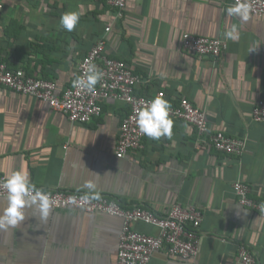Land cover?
<instances>
[{
  "label": "crops",
  "instance_id": "1",
  "mask_svg": "<svg viewBox=\"0 0 264 264\" xmlns=\"http://www.w3.org/2000/svg\"><path fill=\"white\" fill-rule=\"evenodd\" d=\"M232 0H127L122 17L95 0H0V63L26 76L53 81L64 90L78 63L97 41L105 54L140 77L137 95L164 93L171 106L186 98L204 111L211 132L246 139L239 156L214 150L195 128L174 122L172 138L152 140L117 158L114 147L128 105L101 101L103 115L71 123L32 97L0 88V174H28L37 188L87 193L92 180L101 195L124 208L142 207L162 217L174 204L199 210V253L194 259L155 252L148 264H242L246 249L264 264V217L240 206L236 180L264 203V123L251 110L264 99V15L242 22L228 16ZM80 14L73 31L59 21ZM238 25L239 39L224 33ZM109 27L106 32L105 28ZM220 38L218 60L184 51L181 35ZM66 146V147H65ZM7 206L0 198V211ZM25 220L0 231V264H116L122 220L79 208H51L46 220L35 207ZM156 235L157 229L135 223Z\"/></svg>",
  "mask_w": 264,
  "mask_h": 264
},
{
  "label": "built area",
  "instance_id": "2",
  "mask_svg": "<svg viewBox=\"0 0 264 264\" xmlns=\"http://www.w3.org/2000/svg\"><path fill=\"white\" fill-rule=\"evenodd\" d=\"M113 8L118 17H122L127 0H95ZM236 0H232V5ZM251 14L264 15V0H249ZM109 31V27L105 28ZM182 49L197 58L218 60L223 52L224 43L220 38L196 36L187 32L181 35ZM94 63L102 72L103 78L95 86L94 92H87L70 86L59 91L57 85L47 79L26 76L8 69L0 63V88L26 97H32L44 103L50 110L64 114L71 123L84 124L94 118L101 117L103 109L101 101L112 99L128 105L129 110L120 124L119 136L114 147L117 158L128 152L141 149L145 139L133 119L135 109L142 106L143 101L153 97L137 95L136 86L140 77L123 61L113 59L105 54V40L97 41L78 63L77 76L86 72L88 63ZM162 94L158 92L156 95ZM155 95V96H156ZM154 96V97H155ZM171 118L181 120L195 128L214 150L226 155H241L248 147L246 139L233 138L221 132H211L204 111L197 108L186 98L171 106ZM254 123H264V99L259 100L251 110ZM66 147V146H65ZM6 177L0 174V183ZM233 193L240 206L256 212L264 217V203L251 197V187L236 180L232 185ZM53 201L51 208H79L85 212H100L122 220L116 264H148L151 256L164 250L168 257L194 259L199 253V236L197 229L202 221L199 210L174 204L165 216L159 217L142 207L124 208L120 203L101 195L100 200L84 201L85 193L64 191L59 189L44 190ZM7 192L0 187V198H6ZM73 198L75 203H73ZM143 223L157 229L156 235H150L134 229L135 223ZM242 264H256L254 257L246 249L241 248L238 254Z\"/></svg>",
  "mask_w": 264,
  "mask_h": 264
},
{
  "label": "clouds",
  "instance_id": "3",
  "mask_svg": "<svg viewBox=\"0 0 264 264\" xmlns=\"http://www.w3.org/2000/svg\"><path fill=\"white\" fill-rule=\"evenodd\" d=\"M251 10L252 6L249 0H236L233 5L227 7L226 12L228 16L238 17L242 22H246L250 19ZM79 19L80 14L78 12L70 11L61 15L59 23L63 29L71 32L79 23ZM224 36L225 39L238 40V25L233 24L224 33ZM103 75V72L94 63L89 62L86 72L74 79L73 87L94 92L95 86L102 80ZM134 111L133 119L142 135L152 140H159L161 137L172 138L174 122L169 115L171 104L162 94L143 101L142 106ZM0 187L7 192V206L0 211V231L16 228L17 225L21 224L25 220V208L35 207L40 213V219H47L53 201L46 191L36 187L27 173L21 170L13 171L9 177L0 183ZM82 187L88 189V192L82 197L84 201L101 199V193L97 190L94 181L86 180ZM72 202L75 203L74 198Z\"/></svg>",
  "mask_w": 264,
  "mask_h": 264
}]
</instances>
